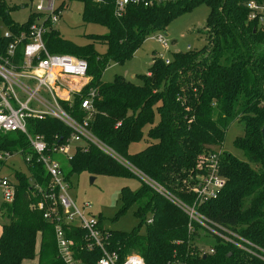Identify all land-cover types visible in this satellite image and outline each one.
I'll use <instances>...</instances> for the list:
<instances>
[{
    "label": "trees",
    "instance_id": "1",
    "mask_svg": "<svg viewBox=\"0 0 264 264\" xmlns=\"http://www.w3.org/2000/svg\"><path fill=\"white\" fill-rule=\"evenodd\" d=\"M66 1L82 2V20L103 25L108 32L88 35L92 42L77 44L62 37L46 18L43 39L48 51L86 60L91 79L83 93L90 87L96 90L89 116L78 98L65 103V109L78 121L88 119L89 130L121 159L188 203L197 199L192 187L203 171L207 154L222 144L233 122L243 123V134L233 144L244 159L220 152L219 171L226 179L225 186L216 198L202 202L197 209L264 249V24L248 18V0L136 3L127 5L119 16L114 14V0H59L57 9L62 10ZM202 2L209 5L202 48L175 51L168 62L162 55H154L139 84L121 75H115L111 82L101 80L109 62L128 59L147 36L165 30L173 17ZM18 8L0 0V42L8 40L2 36L3 27L18 32L40 15L33 11L19 23L10 16ZM96 41L105 44L104 52L96 49ZM147 125L146 145L130 151V145L143 138ZM28 127L49 141L55 134L63 140L71 132L52 117L29 119ZM1 139L3 148L25 145L19 131H10ZM84 171L91 176L134 175L129 167L93 144L75 150L64 176L70 182V176ZM28 172L41 184L48 179L38 163L15 171V197L3 212L7 221L0 231V264H20L33 258L37 238V264H65L57 254L53 225L36 206L32 207L37 197ZM120 201L116 216L135 204L134 214L141 218L131 231L104 228L106 245L120 258L134 252L145 264L175 260L188 264H264V260L216 237L213 252L199 254L196 241L210 235L195 222L189 229L188 216L143 180L134 192L123 186ZM98 219L102 227L101 217ZM73 233L79 241L84 231L74 228ZM77 256L92 264L100 252L82 251Z\"/></svg>",
    "mask_w": 264,
    "mask_h": 264
},
{
    "label": "built area",
    "instance_id": "2",
    "mask_svg": "<svg viewBox=\"0 0 264 264\" xmlns=\"http://www.w3.org/2000/svg\"><path fill=\"white\" fill-rule=\"evenodd\" d=\"M159 1L114 0V14L119 16L129 4L148 5ZM57 6L56 0H40L34 10L40 15L28 28L18 32L2 28V36L8 40L7 43L0 42V218L4 217L5 206L15 197V171L21 168L27 170L38 163L43 166L48 179L41 184L34 173L28 172L33 195L37 197L32 207L36 206L43 218L53 225L57 254L65 264H88L77 253L95 249L99 250L100 256L92 264H145L137 253H128L120 258L116 251L109 249L105 240L107 235L104 227L99 225L98 216L91 212L88 203L78 206L69 192L64 168L69 165L77 148L86 149L89 144H93L121 161L156 192L180 208L188 216L189 229L195 222L208 235L264 260L263 248L197 209L202 202L216 198L225 186L226 179L219 171L221 151L216 149L205 157L203 171L198 174L196 184L192 187L197 199L188 203L121 159L89 130L88 119L78 121L65 109V103L70 104L74 98H78L81 108L89 116L93 111L92 100L96 90L90 87L86 94L83 93L91 79L87 73L86 60L71 54L51 53L45 46L44 22L48 17L53 24L58 21L61 10ZM246 7L249 19H258L264 24V0H248ZM158 40L164 46L167 45L161 34ZM46 117L56 118L66 124L71 130L70 135L62 140L55 134L53 140L49 141L43 134L29 130V119L43 120ZM10 131L21 132L25 145L15 149L3 148L1 136ZM147 222H151V219L148 218ZM74 228L84 231L79 241L75 240ZM196 245L199 254L213 252L212 246L205 248ZM168 264L188 263L175 260Z\"/></svg>",
    "mask_w": 264,
    "mask_h": 264
},
{
    "label": "rangeland",
    "instance_id": "3",
    "mask_svg": "<svg viewBox=\"0 0 264 264\" xmlns=\"http://www.w3.org/2000/svg\"><path fill=\"white\" fill-rule=\"evenodd\" d=\"M8 2L19 5L18 9L10 12V16L14 21L22 23L35 10V5L40 0H8ZM58 3L59 0H56V4ZM82 10V2L66 1L58 21L54 23V27L62 37L77 44L92 42L88 38V35L105 34L108 32L107 28L103 25L94 22H84L81 17ZM208 13L209 5L202 2L173 17L167 23L165 30H158L147 36L134 49L128 59L122 62H109L102 73L101 80L103 82H111L115 75H121L139 84L141 83L140 76L147 73L154 55H162L164 60H170L172 53L175 51L202 48L206 44L204 31ZM159 34L166 39V46L159 42ZM94 44L99 52H104L106 48L104 43L96 41ZM148 127L149 125L144 127L143 138L137 143L130 145V151H137L146 145ZM243 130V123L233 122L227 128L222 144L216 148L219 151H228L244 159L242 152L233 144L234 139L243 134ZM59 157L63 158L62 156ZM16 166H19V163H16ZM90 177L91 175L85 171L70 176L69 192L76 201V204L81 207L82 203H88L91 212L101 217V224L106 229L131 231L134 226H137L141 218L134 214V210L136 209L135 204L118 216L116 214L121 207V188L126 186L130 191L134 192L140 187L142 179L135 174L130 177L100 174L95 175L93 181H90ZM6 221L5 217L3 219L0 218V231L2 224ZM196 242L208 248L213 246L214 239L211 236H205ZM38 245L39 238L36 241L33 258L23 260L20 264H37Z\"/></svg>",
    "mask_w": 264,
    "mask_h": 264
},
{
    "label": "water",
    "instance_id": "4",
    "mask_svg": "<svg viewBox=\"0 0 264 264\" xmlns=\"http://www.w3.org/2000/svg\"><path fill=\"white\" fill-rule=\"evenodd\" d=\"M261 134H262V141L264 144V119H263V124H262V128H261ZM93 179H94V176H91L90 181H93Z\"/></svg>",
    "mask_w": 264,
    "mask_h": 264
}]
</instances>
